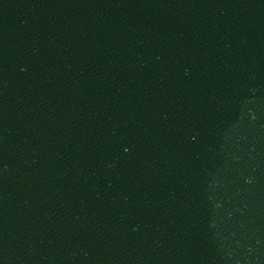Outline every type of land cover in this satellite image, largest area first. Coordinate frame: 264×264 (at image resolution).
I'll return each mask as SVG.
<instances>
[{
    "label": "water",
    "instance_id": "obj_1",
    "mask_svg": "<svg viewBox=\"0 0 264 264\" xmlns=\"http://www.w3.org/2000/svg\"><path fill=\"white\" fill-rule=\"evenodd\" d=\"M0 264H264V0H0Z\"/></svg>",
    "mask_w": 264,
    "mask_h": 264
}]
</instances>
